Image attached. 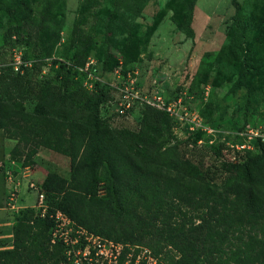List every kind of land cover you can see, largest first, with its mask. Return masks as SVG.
I'll use <instances>...</instances> for the list:
<instances>
[{
  "label": "trees",
  "instance_id": "obj_1",
  "mask_svg": "<svg viewBox=\"0 0 264 264\" xmlns=\"http://www.w3.org/2000/svg\"><path fill=\"white\" fill-rule=\"evenodd\" d=\"M8 1L27 15L7 25L5 45H21V59L30 63L0 69V131L15 142L8 159L32 168L44 149L69 160V177L47 173L38 183L47 214H15L10 246L0 240V264H57L62 248L50 244L55 211L100 237L146 247L165 264H264V141L255 139L243 162L222 161L226 183L214 184L182 156L172 141L177 121L164 111L144 105L136 130L110 125L114 115L101 114L110 91L99 81L87 90V73L76 71L92 59L87 53L62 66L58 83L35 80L58 41L52 9L42 0L35 22L27 0ZM122 1L137 16L149 0ZM13 8L0 2V14L11 17ZM226 47H264V0L236 9ZM106 60L89 68L98 66L101 76L114 70Z\"/></svg>",
  "mask_w": 264,
  "mask_h": 264
},
{
  "label": "rangeland",
  "instance_id": "obj_2",
  "mask_svg": "<svg viewBox=\"0 0 264 264\" xmlns=\"http://www.w3.org/2000/svg\"><path fill=\"white\" fill-rule=\"evenodd\" d=\"M43 1L52 9L58 41L51 56L35 70V80L58 83L62 66L87 53L93 61L107 58L106 67L115 66L102 76L98 66L89 68L88 74L94 78L86 75L83 86L97 79L112 99L119 97L118 87L141 99L159 95L171 103L180 98L172 141L186 160L218 186L227 180L219 169L222 161L243 162L248 153H254L255 139L264 141V47H226L236 9L246 4L257 8L260 0H195L192 5L181 0H149L137 16L127 12L129 4L122 0L116 3L115 15L111 14L112 0ZM0 2L13 8L8 0ZM27 2L37 22L42 0ZM13 10L11 17L0 14V69L14 66V53L23 51L19 44L5 45L3 38L8 24L19 25L27 15ZM259 13L263 15L262 9ZM76 71L85 73L84 68ZM141 99H134L130 115L114 116L110 125L136 130L144 106ZM111 109L103 108L102 116ZM191 115L198 117L197 127L191 126ZM7 145L0 131V167L12 173L13 181L9 184L1 171L0 240L9 247L15 216L5 205L9 190L16 187L19 211L35 210V196L27 181L41 183L47 173L68 178L69 160L41 149L32 168H25L8 159ZM159 261L165 264L162 258Z\"/></svg>",
  "mask_w": 264,
  "mask_h": 264
},
{
  "label": "built area",
  "instance_id": "obj_3",
  "mask_svg": "<svg viewBox=\"0 0 264 264\" xmlns=\"http://www.w3.org/2000/svg\"><path fill=\"white\" fill-rule=\"evenodd\" d=\"M13 62L15 71H17L20 66L26 67L30 65L29 62L21 59L20 52L14 53ZM93 65L94 61L89 59L84 67L89 79L94 78L88 74L89 67ZM95 81L98 82L99 80L96 79ZM84 86L89 91L93 89V83L87 84L85 82ZM118 89L119 97L108 101L105 108H113L109 111V114H113L115 117H127L133 110L134 99L141 98H138L137 95H134L135 93L133 94L125 88L118 87ZM141 100L144 102V105L164 111L172 118H177L175 108L177 105L181 104L180 98H177L171 103L164 101L159 95H154L148 99L142 98ZM186 116L187 114H185L184 119ZM197 118L196 115H191L190 124L192 127L198 126ZM180 119L182 120V117H180ZM191 126L190 129L192 130ZM1 171L0 167V173ZM2 173L6 181L9 184H13L12 173L8 170L2 171ZM27 187L35 196L34 209L36 215L40 218H44L47 214V204L40 187L32 180L27 181ZM15 188L16 187L13 186L12 189L9 190L5 205L9 211L16 214L19 208L15 204ZM49 217L52 220L50 244H59L62 248L61 258L57 264H160L158 257L152 255L151 251L146 247L122 244L90 233L60 211H55L53 214L49 215Z\"/></svg>",
  "mask_w": 264,
  "mask_h": 264
},
{
  "label": "crops",
  "instance_id": "obj_4",
  "mask_svg": "<svg viewBox=\"0 0 264 264\" xmlns=\"http://www.w3.org/2000/svg\"><path fill=\"white\" fill-rule=\"evenodd\" d=\"M6 140V139H5ZM8 141V150L9 149H11L12 147H13V145L15 144V142L14 141H12V140H7ZM13 164H15V165H19L17 162H14V161H11ZM12 224H13V222H12ZM10 236V238H11V234L9 235Z\"/></svg>",
  "mask_w": 264,
  "mask_h": 264
}]
</instances>
